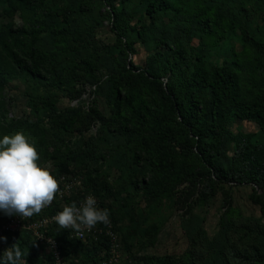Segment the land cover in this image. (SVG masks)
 <instances>
[{"label": "rangeland", "instance_id": "rangeland-1", "mask_svg": "<svg viewBox=\"0 0 264 264\" xmlns=\"http://www.w3.org/2000/svg\"><path fill=\"white\" fill-rule=\"evenodd\" d=\"M150 1L0 0V32L21 29L35 15L52 14L49 29L56 24L69 33L57 43L49 33L43 34L38 48L49 64L39 79L20 73L0 52V65L7 73L0 88V139L15 135L7 127L21 123L40 156L39 166L55 178L64 174L82 179L85 192L109 212L121 243L120 264H264V190L221 184L213 175L198 172L183 174L173 197L150 198L143 190V181L152 179L145 154L136 158L137 146L125 131L134 121L126 110H117L121 67L152 70L165 88L174 80L170 63L191 74L199 56L208 68L239 63L240 68L233 67L243 99L264 97V0H168L177 10L158 13L155 23L146 12ZM111 5L119 16L117 28ZM206 10L217 23L213 36L199 23L197 13ZM84 62L98 66L100 82L79 79L78 68ZM201 97L209 100L210 94L202 91ZM43 100H56L54 111L42 105ZM89 109H97L104 121L76 136L52 122L71 110ZM228 131L255 137V146L264 153V133L256 123L236 119ZM226 151L227 159L235 157L234 146ZM183 169L198 171L190 162ZM77 201L74 196L65 207ZM8 217L0 212V221ZM26 239L35 252L30 260L23 258L27 264H51L47 248L20 237ZM13 242L7 238L0 245V264ZM103 249L102 244H74L69 256L76 264H99Z\"/></svg>", "mask_w": 264, "mask_h": 264}, {"label": "trees", "instance_id": "trees-1", "mask_svg": "<svg viewBox=\"0 0 264 264\" xmlns=\"http://www.w3.org/2000/svg\"><path fill=\"white\" fill-rule=\"evenodd\" d=\"M22 1L17 0L21 3ZM111 6L113 8V5ZM176 10V6L168 0H152L148 3L146 12L155 23L158 13ZM210 14L211 11L208 10L197 13L203 31L206 35L213 36L217 33V23L211 19ZM46 15L47 17L35 15L33 20L21 29L7 27L0 32V52L3 57L20 73L28 74L34 79L42 78V73L49 64L48 56L38 48L43 34L49 33L56 43L69 34L66 28L58 29L56 24L49 29L48 21H51L54 15ZM110 15L113 17L114 27L117 28L119 16L114 8ZM60 16L65 17L58 14V17ZM58 17L56 18L59 19ZM120 43L122 44V41ZM177 65L179 64L170 63L174 80L165 88L160 82L161 77L152 70L142 71L129 64L121 67L123 80L118 87L121 95H118L120 106L117 110L118 112L126 110L132 116L134 122H129L125 131L130 134V140L137 146L136 158H139L141 153L145 154V162L152 173L149 183L145 184L143 181V190L154 199L164 195L173 197L178 182L183 180V174L196 176L198 172L213 175L221 184L230 182L250 184L264 190V153H260L255 146V137L236 136L228 131V126L239 119L256 123L264 133V97L243 99L239 75L234 69L240 68L239 63L208 68L199 56L191 74L186 69H179ZM97 71V65L84 62L79 65L78 77L97 84L100 82L96 76ZM75 74L73 72V76ZM6 78L7 73L0 65V88L4 87ZM202 91L209 92V100L201 97ZM41 104L54 111L57 101L43 100ZM98 121H104V117L97 109L71 110L65 118L52 119L54 126L71 136L91 129ZM7 128L8 131L14 129L16 133H25L24 125L21 123L9 125ZM174 144L182 149L181 153L177 152ZM227 146L235 147L233 151L235 157L232 159L225 157ZM188 162L194 168H198L196 173H189V170L183 169ZM72 198L56 202L43 216L61 212L67 201ZM11 217L14 216L0 223ZM48 235L61 244L66 259L76 264L72 262L69 250L74 244L86 243L72 240L67 230L57 226L51 228ZM21 236L30 237L23 234L5 238H14L13 245L18 244L24 254L22 258L30 260L35 252L30 240L21 241ZM90 244L93 247L102 244L103 250L107 252L108 247L104 238L98 243ZM35 245L38 246L36 243ZM103 260L101 259L99 264ZM95 264H98V261H95Z\"/></svg>", "mask_w": 264, "mask_h": 264}, {"label": "clouds", "instance_id": "clouds-1", "mask_svg": "<svg viewBox=\"0 0 264 264\" xmlns=\"http://www.w3.org/2000/svg\"><path fill=\"white\" fill-rule=\"evenodd\" d=\"M39 159L36 148L22 132L0 139V212L26 219L52 204L60 184L47 168L39 166ZM96 205V199L89 195L82 206L72 203L52 219L60 228L77 234L91 231L98 224L109 225L108 210ZM23 255L15 243L4 251L3 264H27Z\"/></svg>", "mask_w": 264, "mask_h": 264}, {"label": "built area", "instance_id": "built-area-1", "mask_svg": "<svg viewBox=\"0 0 264 264\" xmlns=\"http://www.w3.org/2000/svg\"><path fill=\"white\" fill-rule=\"evenodd\" d=\"M60 184V192L52 204L42 210L38 215H33L31 218L22 219L19 216H14L8 220L0 223V237L17 236L28 234L38 245L45 246L51 258V264H72L66 259L61 249V244L54 238L48 235V231L53 227H59L52 219L56 214H43L50 210L56 202H64L66 199L78 197L76 203L77 207L82 206L89 193L85 192L84 185L81 178L69 177L68 175H61L56 178ZM97 202V207L103 210L100 201L92 195ZM69 232L70 238L83 243H98L101 238H104L107 243V252L104 254V260L101 264H120L121 261V243L119 237L115 232L114 226L110 221L109 225L98 224L91 231L85 230L77 234L72 229H65ZM4 239H0V245Z\"/></svg>", "mask_w": 264, "mask_h": 264}]
</instances>
